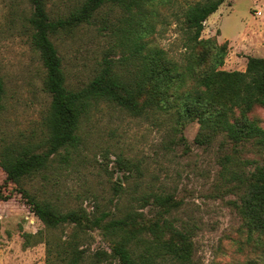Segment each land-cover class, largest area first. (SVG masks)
I'll use <instances>...</instances> for the list:
<instances>
[{
  "label": "rangeland",
  "instance_id": "1",
  "mask_svg": "<svg viewBox=\"0 0 264 264\" xmlns=\"http://www.w3.org/2000/svg\"><path fill=\"white\" fill-rule=\"evenodd\" d=\"M166 1L147 5L155 23L148 40L186 66L191 50L184 47L183 13L205 0ZM83 2L47 0V10L54 22L66 21ZM32 13L30 0H0V75L5 83L0 152L24 147L37 154L49 150L45 119L52 98L46 89V69L31 41ZM128 18V10L107 4L90 23L67 25L51 34L69 89L89 87L106 68L129 77L134 64L126 61L129 54L120 46L122 31H131ZM140 31L136 27L135 32ZM211 38L227 46L220 70L245 72L249 57L264 59V0H227L205 22L202 39ZM207 47L202 49L201 44L192 55L201 59ZM204 68L196 67L198 78ZM240 116L235 111L232 118ZM246 116L264 129V107L257 105ZM180 117L178 108L168 112L147 108L135 115L99 101L82 121L80 144L51 156L46 167L26 177L21 186L62 213L84 209L92 218L109 213L110 221L132 212L144 235H150L155 223L167 221L192 236V258L186 264H264V239L249 237L240 209L247 188L241 178L264 164V144L234 143L219 134L201 145L195 141L198 119ZM5 179L0 167V186ZM155 195H171L177 206L167 212L154 202ZM72 230L67 225L51 234L64 232L67 237ZM48 235L21 194L0 199V264H46ZM82 238L81 246L90 253L112 248V238L102 229L88 228Z\"/></svg>",
  "mask_w": 264,
  "mask_h": 264
},
{
  "label": "trees",
  "instance_id": "2",
  "mask_svg": "<svg viewBox=\"0 0 264 264\" xmlns=\"http://www.w3.org/2000/svg\"><path fill=\"white\" fill-rule=\"evenodd\" d=\"M33 13L29 18V31L35 50L40 54L47 72L46 89L52 102L45 119L49 136V150L37 154L33 149H4L0 152V167L6 174L0 186V199L11 200L18 192L44 223L50 235L45 239L46 264H166L168 260L180 264L191 262L193 239L185 231L163 221L155 223L150 235H144L138 227V217L130 212L122 219L108 220L109 213L92 218L84 209L62 213L47 202H40L22 186V181L46 167L50 157L62 149L76 148L81 137L82 121L89 116L93 105L99 101L113 103L135 115H142L147 108L168 112L178 108L181 119H198L200 132L196 143L204 144L219 134H225L234 143L254 141L264 144V129L246 116L255 106L264 107V59L249 57L245 72L220 70L227 56V46L217 39H202L205 22L227 0H205L190 5L183 13L185 32L184 47L191 50L189 62L181 66L168 53L152 46L148 37L154 32L155 23L148 4L152 0H84L81 7L66 21L54 22L47 10V0H30ZM166 1V0H163ZM170 4V0L166 1ZM107 4L129 11L125 20L131 31L123 30L121 47L128 52L126 61L134 64L129 77L119 75L111 68L96 77L91 85L82 90L69 89L63 61L51 40V34L67 25L90 23L95 14ZM133 8L137 12H133ZM136 27L141 29L135 32ZM127 33L126 35L124 34ZM202 44V58L193 52ZM197 60V61H196ZM196 62V63H195ZM202 69L198 78L197 66ZM5 83L0 75V115L4 110ZM177 104V105H176ZM235 111L240 117L232 118ZM120 162V160L118 161ZM124 164V163H123ZM240 207L249 237L258 235L264 239V164L258 166L249 177ZM7 192V193H6ZM154 202L167 207V212L177 206L171 195H155ZM73 226L64 237L51 232L65 226ZM88 228L102 229L110 236V251L99 249L90 253L81 246Z\"/></svg>",
  "mask_w": 264,
  "mask_h": 264
},
{
  "label": "built area",
  "instance_id": "3",
  "mask_svg": "<svg viewBox=\"0 0 264 264\" xmlns=\"http://www.w3.org/2000/svg\"><path fill=\"white\" fill-rule=\"evenodd\" d=\"M255 14H256V15H261V12H258V11H257Z\"/></svg>",
  "mask_w": 264,
  "mask_h": 264
}]
</instances>
